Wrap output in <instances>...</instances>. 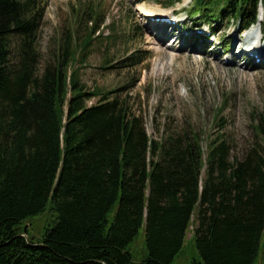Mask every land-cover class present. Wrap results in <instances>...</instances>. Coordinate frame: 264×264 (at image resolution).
<instances>
[{
    "label": "trees",
    "instance_id": "1",
    "mask_svg": "<svg viewBox=\"0 0 264 264\" xmlns=\"http://www.w3.org/2000/svg\"><path fill=\"white\" fill-rule=\"evenodd\" d=\"M196 1L205 19L231 16L243 27L257 23L261 8L264 36V0ZM47 4L0 0V264H133L127 247L141 228L148 256L140 264H171L192 223L201 261L191 264H255L264 233V116L240 156L220 118L226 101L206 152L190 129L150 136L121 89L81 82L103 25L94 7L73 8L43 64ZM149 59L140 50L125 58L130 67ZM48 204L56 219L35 244L22 224Z\"/></svg>",
    "mask_w": 264,
    "mask_h": 264
},
{
    "label": "rangeland",
    "instance_id": "2",
    "mask_svg": "<svg viewBox=\"0 0 264 264\" xmlns=\"http://www.w3.org/2000/svg\"><path fill=\"white\" fill-rule=\"evenodd\" d=\"M168 1L48 0L40 30L43 64L50 59L61 32L69 25L73 8L94 7L101 15L103 25L96 34L100 40L88 51L86 67L81 70V82L89 89H121L118 94L128 99L142 115L148 134L154 138H159L168 129H190L199 133L205 152L207 137L216 135L218 130L214 126L217 110L226 101L220 118L225 120L224 132L233 141L232 154L240 156L256 141L254 127L259 116H264V59L259 63L246 62L249 56L245 52L238 59V65L236 61L223 63L225 55H234L238 46L245 43L238 40L246 35L242 25L231 16L216 17L214 21L205 19L196 0H174L173 6H166ZM194 7L200 15L194 13ZM143 11L148 16L147 11L157 14L158 19L163 16L176 18L178 25L183 24L184 29L189 30L191 38L168 42L166 37L162 41L154 22L142 18ZM173 11L178 14L172 15ZM207 13L214 14L213 11ZM194 19H199L197 26L208 25L213 33H198L197 26L191 23ZM173 21L175 19H170L168 23ZM258 26H253L252 31ZM193 34L199 37L198 41L192 40ZM233 35L237 39L232 40ZM260 36L261 47H264L261 31ZM209 45L215 49H207ZM137 50L149 52L150 59L130 67L125 58ZM106 59L109 62L103 65ZM103 66L108 67L104 69ZM116 209L117 206L109 212V223ZM55 219L56 214L48 204L40 214L28 217L22 226L27 237L37 244ZM191 225L183 247L171 264L201 261L193 236L194 224ZM127 250L133 264H140L147 258L144 228L139 230ZM255 264H264V233Z\"/></svg>",
    "mask_w": 264,
    "mask_h": 264
},
{
    "label": "bare ground",
    "instance_id": "3",
    "mask_svg": "<svg viewBox=\"0 0 264 264\" xmlns=\"http://www.w3.org/2000/svg\"><path fill=\"white\" fill-rule=\"evenodd\" d=\"M145 12V11H144ZM143 12V16L146 18L148 15L147 14H145ZM155 15V14H154ZM156 27H157V30H159V32H158V34H159V38H162L161 40L163 41L164 40V38L166 39V37H167V35L164 33V28L160 25H156ZM156 39V38H155ZM231 39L232 40H234V39H237L234 35L233 36H231ZM239 41L241 40L242 41V39H241V37L238 39ZM244 53V52H243ZM232 59V58H231Z\"/></svg>",
    "mask_w": 264,
    "mask_h": 264
},
{
    "label": "water",
    "instance_id": "4",
    "mask_svg": "<svg viewBox=\"0 0 264 264\" xmlns=\"http://www.w3.org/2000/svg\"><path fill=\"white\" fill-rule=\"evenodd\" d=\"M20 235H21V236H25V234H24V233H21ZM27 241H28V240H27Z\"/></svg>",
    "mask_w": 264,
    "mask_h": 264
}]
</instances>
